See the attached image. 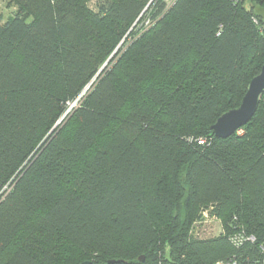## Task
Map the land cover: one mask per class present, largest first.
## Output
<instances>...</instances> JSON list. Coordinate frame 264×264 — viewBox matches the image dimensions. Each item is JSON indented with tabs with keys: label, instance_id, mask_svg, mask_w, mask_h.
Wrapping results in <instances>:
<instances>
[{
	"label": "trees",
	"instance_id": "obj_1",
	"mask_svg": "<svg viewBox=\"0 0 264 264\" xmlns=\"http://www.w3.org/2000/svg\"><path fill=\"white\" fill-rule=\"evenodd\" d=\"M245 2L9 0L0 264L263 263L264 95L233 135L212 128L264 63ZM203 209L224 233L192 232Z\"/></svg>",
	"mask_w": 264,
	"mask_h": 264
},
{
	"label": "water",
	"instance_id": "obj_2",
	"mask_svg": "<svg viewBox=\"0 0 264 264\" xmlns=\"http://www.w3.org/2000/svg\"><path fill=\"white\" fill-rule=\"evenodd\" d=\"M264 95V63L261 71L252 78L248 84L247 91L242 99L241 104L223 113L212 128L215 134L220 138H227L236 133L255 115L259 103ZM144 260V256L140 257ZM111 262H115L112 260ZM80 264H91V261H84Z\"/></svg>",
	"mask_w": 264,
	"mask_h": 264
},
{
	"label": "rangeland",
	"instance_id": "obj_3",
	"mask_svg": "<svg viewBox=\"0 0 264 264\" xmlns=\"http://www.w3.org/2000/svg\"><path fill=\"white\" fill-rule=\"evenodd\" d=\"M175 0H166L167 4L170 6L174 3ZM94 6V3H91ZM254 5L255 12L260 15L264 20V8L251 0H246L245 6L250 7ZM17 10L15 5L9 4V0H0V15L3 16V20L6 21L10 15H12ZM152 22V18L147 19L145 23L140 28H145ZM79 104L77 101L70 102L68 106V112L77 107ZM199 228V229H198ZM194 228L195 231H198L199 237H214L218 236L221 233H224V227L220 218H209L207 223H204L203 226Z\"/></svg>",
	"mask_w": 264,
	"mask_h": 264
},
{
	"label": "built area",
	"instance_id": "obj_4",
	"mask_svg": "<svg viewBox=\"0 0 264 264\" xmlns=\"http://www.w3.org/2000/svg\"><path fill=\"white\" fill-rule=\"evenodd\" d=\"M233 1L236 3H239V2H243L244 0H233ZM255 22H257V20H255ZM200 142L203 143L204 140H200ZM211 217L218 218L217 215L211 213V210L203 209L201 211V217L194 223V226L192 228V232H194L196 235H198V231H195L194 228H198L200 226L202 227L203 224L207 223L208 219ZM230 240L235 245H243L245 242H255L256 237L253 235L246 234V232L244 231L243 228H239L234 233L231 234ZM260 248L264 254V241L261 243ZM216 264H238V261L236 258H231V259L224 260V261L223 260L218 261V262H216ZM262 264H264V258H263Z\"/></svg>",
	"mask_w": 264,
	"mask_h": 264
}]
</instances>
